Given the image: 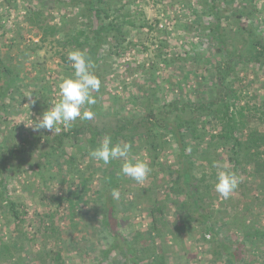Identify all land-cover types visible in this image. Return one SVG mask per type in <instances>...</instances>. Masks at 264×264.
I'll return each mask as SVG.
<instances>
[{"label":"rangeland","instance_id":"rangeland-1","mask_svg":"<svg viewBox=\"0 0 264 264\" xmlns=\"http://www.w3.org/2000/svg\"><path fill=\"white\" fill-rule=\"evenodd\" d=\"M207 1L110 0L120 6L122 15L129 13L130 17H125L129 21L125 26L127 41L119 49L117 47L108 53L100 66V121L110 116L107 111L114 109L123 115L142 113L143 91L158 102L168 101L175 96L184 101L202 98L201 91H205V85L216 80L212 71L214 62L222 61L225 52L216 50L219 46L217 40L207 35L210 24L215 21ZM216 3L220 8L226 38L230 41V50L242 45L238 34V27L242 24H252L257 33L264 35V0H218ZM35 7L42 8V24L59 23L65 28L82 25L77 12L60 7L54 0H0V52L3 63L11 66L14 76H18L16 93L6 101V109L0 111V143L10 147L18 141L31 143L37 138L43 141L46 136L53 135L54 132L46 129L33 131L32 124L42 117L53 102L60 99L58 85L73 73L70 62L62 58L64 53L68 57L69 50L51 37L42 39V29L30 20L29 16L33 14L31 10ZM246 11H249L248 15ZM66 13L70 14L69 17L63 16ZM246 45L249 46L250 42L242 46L240 53L243 55L248 54ZM244 59L235 65L232 80L235 87L243 91L239 93L243 102L260 105L264 99V59L262 62ZM167 140L160 160L175 167L178 153L174 141ZM38 153L41 152L35 149L33 158L25 154L26 165L11 172L6 188L0 187V264L102 262L103 252L112 239L106 237L107 231L100 223V216H96L92 208L94 203L97 204L96 195L89 194V202H81L75 214L69 212L68 204H59L56 198L62 197L69 183L78 178L74 165L55 163L51 168L43 164L44 159ZM214 153L215 163L227 164L232 168L233 163L226 148H218ZM143 159L148 160L147 156ZM37 162L42 163L41 167L37 168ZM13 163L16 161L12 160ZM78 163L84 170L85 165H89L85 159ZM202 169L204 167L197 162V177L201 176ZM162 171L160 166H155L144 183L138 184L129 179L121 188L124 200L119 202L118 229L130 239L142 233L138 239L140 247L152 245L153 239L147 230L152 227L153 216L143 200L153 196L155 189L168 181V172L163 174ZM247 175L249 179H255L248 173L242 174L241 178ZM100 177L101 171L96 170L93 183L102 188ZM215 182L216 178L211 185L202 186L207 200L212 197V202H207L206 206L207 209H214L213 222H218L216 216L221 214L228 220L231 213H237L238 208L247 202L254 215L259 214L264 229L262 195L258 197L254 182L238 187L228 199L214 190ZM151 183L152 189L144 195L140 185ZM168 193L169 190L162 187L158 195L165 218L158 223L163 231L162 237L155 236L156 245L165 250V263L226 264L223 257H213L209 251L210 245L202 238L204 232L199 222L193 220L176 230L174 223L180 220L182 211L177 209ZM179 199L185 197L180 196ZM11 201L17 205L15 209L21 216L18 219L11 211ZM218 208H222L223 213ZM52 225L54 230L50 228ZM229 235L232 236V233ZM239 235L240 232H237L234 238L238 239ZM237 245H240V241ZM263 248L258 239L241 246L246 254L242 264H264ZM158 249L162 252V249ZM57 252L61 253V259L56 257ZM150 261L146 259V262ZM126 263L121 253L114 251L102 264Z\"/></svg>","mask_w":264,"mask_h":264},{"label":"trees","instance_id":"trees-1","mask_svg":"<svg viewBox=\"0 0 264 264\" xmlns=\"http://www.w3.org/2000/svg\"><path fill=\"white\" fill-rule=\"evenodd\" d=\"M216 1L218 0L207 1L211 8L210 13L215 19L210 24V32H207V35L217 40L219 46L216 50L225 51L224 59L218 63L217 60L214 62L212 71L216 80L205 85V91H201L202 98L184 101L175 96L168 101L158 102L151 94L143 91L142 113L123 115L114 109L107 111L110 116L100 121L102 104L100 87L98 92L93 93L97 103L90 106L95 112L92 120L82 121L78 118L68 130L61 128L59 133L54 132L43 141L40 138L31 143L25 140L18 141L11 147L0 143V187L6 188L11 172L26 165L25 154L33 158L35 149L41 152L38 155L44 159L43 164L46 166L52 168L55 163L74 165L78 178L72 176L74 181L69 183L63 196L57 197L56 200L59 204L66 202L69 212L75 214L81 202H89V194L96 195L97 204L93 202L92 208L95 209L96 216H100V223L107 231L106 237L112 239L103 252V261L107 260L112 252L119 251L128 264H166L165 250L160 245L157 246L155 240V236L163 235L158 225L160 220L165 218V211L158 198L162 187L169 190V197L172 196L170 200L182 211L180 220L174 223L176 230L179 231L193 220L199 222L204 232L202 238L210 245L208 249L213 257H223L226 264H242L246 254L242 252L241 246L254 243L257 239L264 246V229L259 214L254 215L250 203L244 202L237 213L229 215L228 220L221 214L216 216L218 222H213L214 209H207L206 206L207 202L208 204L212 202V197L207 200L206 193L202 191V186L211 185L216 178V168L213 166L214 151L226 148L233 163L232 169L240 177L248 173L255 178L251 180L249 175L246 178L242 177L239 187L249 186V183L254 182V188L259 193V198L262 195L261 203L264 205V99L260 101V105L251 104L249 101L243 102L239 94L243 91L237 89L232 80L236 72L235 65L243 58L262 62L264 35L257 33L252 24H242L238 27L242 45L230 50V41L226 38L220 8ZM54 2L60 7L64 6L77 12L82 22L81 27L70 25L65 28L59 23L42 24L40 22L42 8L38 7L31 10L33 14L29 16L30 20L40 30L42 29V39L51 37L69 52L76 49L86 50L96 63L95 72L101 80L100 66L106 55L115 51L117 47L119 49V46L127 41L125 26L129 23L126 19L130 17L129 13L122 15L120 6L111 3L110 0H54ZM248 12L245 14L248 15ZM69 15L63 14L64 17ZM248 42L250 45H246L248 47L245 49L248 54L243 55L240 50ZM62 58L65 62H70L65 53ZM17 78L12 67L3 63L0 52V111L6 109V101L16 93ZM106 134L111 135L113 144L130 143L132 155L137 158L143 159L147 156L148 160L150 159L147 162L151 170L155 166H160L163 174L168 172V181L160 188L157 187L153 196L145 197L143 200L153 216L152 227L147 230L153 239L149 247L139 246L138 239L142 233L130 239L118 229L119 202L122 203L124 200L121 188L131 179L120 175L122 161H112L111 164L104 165L103 162L95 161L89 156V151L98 147ZM167 139L174 141L178 153L175 167L160 160L166 149ZM83 159L89 162V165H85V170L78 163ZM12 160L16 163L12 164ZM197 162L204 167L200 177L195 173ZM35 165L38 168L42 163L37 162ZM96 170L101 171L99 180L102 188L93 183V174ZM152 184L140 185L144 195L152 189ZM113 189L119 190L122 196L121 199L119 197V201L113 198ZM92 190L94 191L90 193ZM180 196H184L185 199H179ZM10 205L15 218H20L18 209H15L16 203L11 201ZM218 211L223 213L222 208H218ZM50 228L54 230L53 225ZM237 232H240L238 239L234 238ZM229 233H232V236ZM239 241L240 245L235 246ZM158 248L162 249V252H159ZM262 250L264 252V248ZM56 257L61 259V253L57 252ZM147 258L151 261L146 262ZM103 261L98 264H102Z\"/></svg>","mask_w":264,"mask_h":264},{"label":"clouds","instance_id":"clouds-1","mask_svg":"<svg viewBox=\"0 0 264 264\" xmlns=\"http://www.w3.org/2000/svg\"><path fill=\"white\" fill-rule=\"evenodd\" d=\"M68 60L73 73L59 83L60 99L53 102L42 113V117L32 124L33 131L46 129L59 133L61 126L66 131L78 118L87 121L95 116L90 106L97 103L93 93L98 92L101 87V80L95 72L96 63L88 52L82 49L69 52ZM89 156L95 161L103 162L104 165H109L112 161H122L120 175L130 177L138 184L144 183L151 173L150 164L146 159L132 155L130 143L113 144L111 135L106 134L99 146L89 151ZM213 166L216 168L214 190L224 199H228L238 189L242 178L227 164L214 163ZM112 196L119 199V190L113 189Z\"/></svg>","mask_w":264,"mask_h":264}]
</instances>
